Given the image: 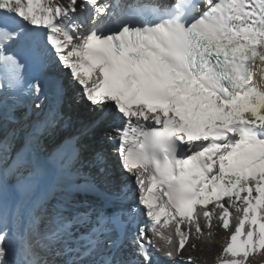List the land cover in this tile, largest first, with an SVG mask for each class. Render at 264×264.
<instances>
[{"label":"snow or ice","instance_id":"obj_1","mask_svg":"<svg viewBox=\"0 0 264 264\" xmlns=\"http://www.w3.org/2000/svg\"><path fill=\"white\" fill-rule=\"evenodd\" d=\"M262 82L264 0H0V264H208L190 253L220 229L212 264H264ZM49 96L94 114L135 199L122 184L110 213L52 202L77 150L47 152L48 120L8 127Z\"/></svg>","mask_w":264,"mask_h":264},{"label":"bare ground","instance_id":"obj_2","mask_svg":"<svg viewBox=\"0 0 264 264\" xmlns=\"http://www.w3.org/2000/svg\"><path fill=\"white\" fill-rule=\"evenodd\" d=\"M256 78L258 81L261 80L259 73H257ZM68 80H65V82ZM71 94L72 92L70 90L69 96ZM93 115L94 114L87 108V106L83 104H73L70 102L69 97H66L64 105L61 107L60 112L55 119L54 126L49 128L43 136L47 152L51 153V149L57 145L62 137L68 135L71 130H74L76 134L81 133L73 144V146L78 147V152L71 161V174L60 177V188L59 190H53L55 199L52 202L54 204L62 202L73 205L86 202L96 207L103 208L106 212L110 213L111 211L117 209L119 204L112 202V210L107 211L104 208V202L101 197L106 198V196L110 195L112 192L117 191L120 185L125 184L126 181L134 183L132 188L133 191L131 192V195L129 194V198L135 199L138 193L134 178L127 174L119 166L118 158L115 152V142L105 140L101 143L97 132L93 129L87 128V125L93 118ZM120 124L121 122H119L118 126H120ZM65 125L68 129L63 131L64 129L62 128L65 127ZM101 151L105 154L108 161L107 168L103 172L101 169L105 168V165L95 160L96 153ZM126 175H128V178L124 180ZM89 182L95 183L96 191L85 193L74 192L72 190L73 184L87 186ZM52 183L53 178L51 176H49L48 179L46 178L42 185V191L46 192ZM20 199L24 201L28 208L33 206L34 202L28 200L27 198L21 196ZM209 207H211V205ZM167 218L168 217L166 216L165 219ZM150 220L151 218L143 212L138 217V221L141 223L149 224L146 234L151 238L153 234L150 228ZM173 223H175V221H173ZM181 227L183 228L184 225H181ZM223 231V229L219 230L216 242L213 244L211 250L205 247L203 251L197 250L191 252L190 254L196 256L200 260H207L208 264H212V261L218 252V245L223 242ZM85 259L87 260L88 258L86 257ZM153 260L154 264H173L172 261H169L166 257H164L163 253L155 252V250H153ZM175 264H183V262L177 259Z\"/></svg>","mask_w":264,"mask_h":264}]
</instances>
